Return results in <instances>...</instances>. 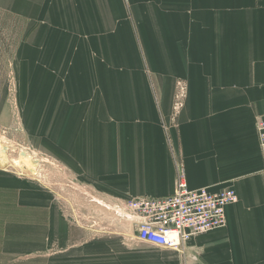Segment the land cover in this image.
<instances>
[{
	"label": "crops",
	"instance_id": "1",
	"mask_svg": "<svg viewBox=\"0 0 264 264\" xmlns=\"http://www.w3.org/2000/svg\"><path fill=\"white\" fill-rule=\"evenodd\" d=\"M96 1L0 0V12L82 27ZM146 2L147 20H153L146 42L163 45L161 65L151 48L147 56L156 77L149 91L158 99L49 101V151L65 157L66 171L81 186L95 189L94 210L77 211L66 192L0 166V264H102V203L173 193L176 163L191 188L233 187L238 201L226 207L224 227L193 236L178 250L183 258L150 263L264 264V150L256 129L264 115V0ZM75 64L78 69L82 62ZM114 77L102 90H123L121 77ZM81 85L70 91L98 90ZM176 93L179 108L171 121ZM62 105L59 115L55 109ZM62 123L64 147L56 142Z\"/></svg>",
	"mask_w": 264,
	"mask_h": 264
},
{
	"label": "rangeland",
	"instance_id": "2",
	"mask_svg": "<svg viewBox=\"0 0 264 264\" xmlns=\"http://www.w3.org/2000/svg\"><path fill=\"white\" fill-rule=\"evenodd\" d=\"M96 2L98 6L88 12L86 25L82 27H65L62 20L53 27L45 20L37 22L0 12V146L8 147L0 154V165L57 187L64 197L66 192L77 211L90 213L94 210L91 201L95 189L81 186L79 180L66 171L65 157L49 151V101H57L59 105L71 99L89 101L97 95L100 101L147 100L148 95L157 100V93L149 91V85L156 83V77L148 69L150 48L155 64L161 65L163 60V45L146 42L148 26L153 24L152 19L147 20L146 0ZM52 37L57 39L52 40ZM66 46L78 50L56 53V47ZM34 49L38 54H33ZM78 61L82 65L77 69ZM114 72L117 78L121 77L123 90H102L105 83H114ZM179 82L177 79L176 83ZM86 84L97 85L95 94L86 90L70 91L76 90L78 85L83 89ZM130 85L137 88L130 90ZM178 99L179 93H176L171 121L179 108ZM55 110L60 115L63 105ZM162 124L168 132L169 123L163 121ZM60 126L63 127V123L58 125L61 134L57 133L56 142L64 147L65 135ZM31 159L37 161L36 164L30 162ZM87 198L89 206L84 204ZM135 220L136 217L120 204L102 203V245L105 244L107 250L102 249V264H152L151 261L162 263L183 258L178 256V250L144 245L137 239ZM88 223L93 225V220L90 218Z\"/></svg>",
	"mask_w": 264,
	"mask_h": 264
},
{
	"label": "built area",
	"instance_id": "3",
	"mask_svg": "<svg viewBox=\"0 0 264 264\" xmlns=\"http://www.w3.org/2000/svg\"><path fill=\"white\" fill-rule=\"evenodd\" d=\"M259 142L264 149V115L256 120ZM238 201L233 187L213 191L191 188L183 165L178 164L176 189L161 196L129 198L120 207L136 217L137 239L150 245L183 250L196 235L226 225V207Z\"/></svg>",
	"mask_w": 264,
	"mask_h": 264
},
{
	"label": "water",
	"instance_id": "4",
	"mask_svg": "<svg viewBox=\"0 0 264 264\" xmlns=\"http://www.w3.org/2000/svg\"><path fill=\"white\" fill-rule=\"evenodd\" d=\"M8 147L4 146V147H1L0 146V154L3 152V151H7ZM25 155V153H23V156ZM30 162H33L34 164H36L37 161H34V160H30ZM1 166V165H0ZM34 173H36V171H33Z\"/></svg>",
	"mask_w": 264,
	"mask_h": 264
},
{
	"label": "bare ground",
	"instance_id": "5",
	"mask_svg": "<svg viewBox=\"0 0 264 264\" xmlns=\"http://www.w3.org/2000/svg\"><path fill=\"white\" fill-rule=\"evenodd\" d=\"M3 146V145H2ZM4 156V153H3V155L1 156V157H3ZM5 158V157H4ZM1 159V158H0ZM1 161V160H0ZM2 163V162H1ZM4 163V162H3ZM17 163V162H16ZM19 165L22 167V164L21 163H19Z\"/></svg>",
	"mask_w": 264,
	"mask_h": 264
}]
</instances>
